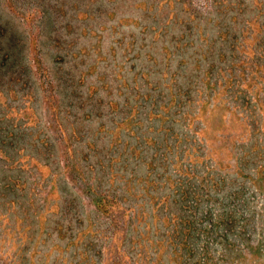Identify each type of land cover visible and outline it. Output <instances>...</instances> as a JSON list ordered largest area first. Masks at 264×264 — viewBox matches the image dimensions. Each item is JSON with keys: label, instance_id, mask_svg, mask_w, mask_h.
<instances>
[{"label": "rangeland", "instance_id": "374dc122", "mask_svg": "<svg viewBox=\"0 0 264 264\" xmlns=\"http://www.w3.org/2000/svg\"><path fill=\"white\" fill-rule=\"evenodd\" d=\"M0 264H264V0H0Z\"/></svg>", "mask_w": 264, "mask_h": 264}]
</instances>
